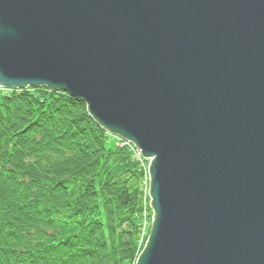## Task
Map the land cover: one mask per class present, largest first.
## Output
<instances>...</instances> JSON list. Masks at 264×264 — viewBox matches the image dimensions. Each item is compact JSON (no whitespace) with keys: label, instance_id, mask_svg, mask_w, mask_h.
<instances>
[{"label":"water","instance_id":"obj_1","mask_svg":"<svg viewBox=\"0 0 264 264\" xmlns=\"http://www.w3.org/2000/svg\"><path fill=\"white\" fill-rule=\"evenodd\" d=\"M29 87L150 161L135 264H264V0H0V88Z\"/></svg>","mask_w":264,"mask_h":264},{"label":"trees","instance_id":"obj_2","mask_svg":"<svg viewBox=\"0 0 264 264\" xmlns=\"http://www.w3.org/2000/svg\"><path fill=\"white\" fill-rule=\"evenodd\" d=\"M113 138L62 90L0 89V264L136 263L140 165Z\"/></svg>","mask_w":264,"mask_h":264},{"label":"rangeland","instance_id":"obj_3","mask_svg":"<svg viewBox=\"0 0 264 264\" xmlns=\"http://www.w3.org/2000/svg\"><path fill=\"white\" fill-rule=\"evenodd\" d=\"M118 139L119 138H113L112 141L115 142V145H117L118 143ZM139 164H140V183L139 185H141V194H140V206H139V210L142 212V215L144 216V219H143V223H147V226H146V229H148V225H149V220H150V213H151V207H150V200H148V202L145 201V199H149L147 197V194H146V187H145V178H146V172L144 171V165H148L149 167V164H150V161H146L147 164H142L139 160L135 159ZM126 230H131V227L130 226H126L125 227ZM150 232V231H149ZM135 237L136 238H141V234H140V231L139 229L136 230L135 232Z\"/></svg>","mask_w":264,"mask_h":264},{"label":"built area","instance_id":"obj_4","mask_svg":"<svg viewBox=\"0 0 264 264\" xmlns=\"http://www.w3.org/2000/svg\"><path fill=\"white\" fill-rule=\"evenodd\" d=\"M117 146H119V147L128 146L132 150L135 158L137 160H139L141 163H143V158H142L141 152L135 146H133L131 143L126 142V141H124V140H122V139L119 138L118 139ZM146 174L149 175V171L147 169H146ZM150 220L153 221V218L152 219L150 218ZM146 226H147V223L145 222L142 227L144 229H146Z\"/></svg>","mask_w":264,"mask_h":264},{"label":"bare ground","instance_id":"obj_5","mask_svg":"<svg viewBox=\"0 0 264 264\" xmlns=\"http://www.w3.org/2000/svg\"><path fill=\"white\" fill-rule=\"evenodd\" d=\"M143 158V157H142ZM143 160L144 161H148V160H146V159H144L143 158ZM144 184H145V187H146V194H147V197L149 198V199H145V201L147 202L148 200H150L151 201V197H150V194H149V189H150V177H149V175L148 174H146V178H145V182H144Z\"/></svg>","mask_w":264,"mask_h":264}]
</instances>
